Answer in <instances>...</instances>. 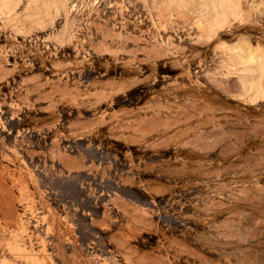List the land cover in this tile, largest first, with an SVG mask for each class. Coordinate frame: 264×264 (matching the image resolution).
<instances>
[{
    "label": "rangeland",
    "instance_id": "374dc122",
    "mask_svg": "<svg viewBox=\"0 0 264 264\" xmlns=\"http://www.w3.org/2000/svg\"><path fill=\"white\" fill-rule=\"evenodd\" d=\"M0 264H264V0H0Z\"/></svg>",
    "mask_w": 264,
    "mask_h": 264
}]
</instances>
